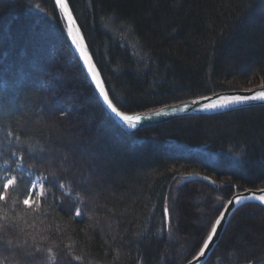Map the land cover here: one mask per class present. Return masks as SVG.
Wrapping results in <instances>:
<instances>
[{
  "label": "trees",
  "instance_id": "16d2710c",
  "mask_svg": "<svg viewBox=\"0 0 264 264\" xmlns=\"http://www.w3.org/2000/svg\"><path fill=\"white\" fill-rule=\"evenodd\" d=\"M67 2L122 112L264 84V0ZM21 173L0 202V264H185L235 191L264 188V104L128 131L54 0H0V185ZM36 176L45 194L28 207ZM261 258L264 206L248 201L203 264Z\"/></svg>",
  "mask_w": 264,
  "mask_h": 264
},
{
  "label": "water",
  "instance_id": "95a60500",
  "mask_svg": "<svg viewBox=\"0 0 264 264\" xmlns=\"http://www.w3.org/2000/svg\"><path fill=\"white\" fill-rule=\"evenodd\" d=\"M54 3L56 5L57 9L59 10L64 22H65L67 37H68V40L71 44V47H72L76 57L78 58L82 68L84 69L88 79L90 80L91 84L93 85L100 102L107 109V111L112 115V117L115 119V121L118 122L120 125H122L128 131H134V130L141 128V127L154 125L157 123H161V122H164V121H167V120H170L173 118H177V117H182V116L195 115V114H213V113L224 112V111L237 109V108H243V107H248V106L263 105L264 104V101L251 100V101H247V102L242 103V104H230L225 108H217V109L205 108L204 105L211 103L212 101H218L219 98L222 96H226V95H244V96H247V95H252L257 91H264V85H260V86L253 87V88L220 91V92H215L212 94L200 96V97H208L209 98L208 100H200L199 99L200 97H196V98L181 101L178 103L169 104V105H166V106H163V107L151 110V111H144V112L130 113V114L126 113L128 115L139 114L141 117H143V119L140 121V123L137 125V127L131 128V127L127 126L124 122H122L120 120V118L117 117L115 115V113H113L111 111V109L108 107L107 102L104 100L103 95L100 91V87H98V82H99V85L103 86L104 91L107 92L103 78H102L101 73H100L99 69L97 68V66L93 60V57H92L90 50L87 46V43L85 41V38H84L75 18H74L73 14L70 10L69 5H68L69 11L71 12L73 20L75 21V26H74L72 34H69V32H68V29L71 26V22L67 19L65 12L60 8L59 4L56 3V0H54ZM66 3H67V0H66ZM81 39L83 41V50H84V52L87 53V59L89 61L87 63L85 62V60H86L85 56L82 54L81 49L79 47H77V44L75 42V40H81ZM94 77H96V78H94ZM248 90H251V91H248ZM193 100H199V103L198 104H192L191 102ZM185 105H187L186 110H180V109L184 108ZM157 113H159V114H157ZM184 178L185 179H201V180H205L208 182H213V180L210 177H208L204 174H201V173H190V174H187ZM261 189H264V188H258V189H256V188H242V189L234 192L231 195V197L227 200V202L223 206L222 210L220 211L219 215L217 216V218H218V217H220L221 213L224 214L223 219H222V223L220 226H218L217 233L213 237V240L211 242H209V247L205 250V254L201 256L200 250H199L197 252V254L194 256V257H196V259H194V257H193L191 260H189L185 264H203L205 262V260L208 258V256L210 255V253L212 252L215 245L217 244L222 232L224 231V229L227 225L228 220L230 219V217L232 216L234 211L240 205H242L245 202H248V201L259 202L255 198H251V197H253V195H255L256 197L260 196V195H264V192L260 191ZM237 196L243 197L244 199L240 203L234 202L233 204H228V201H230V200L234 201L235 197H237ZM214 223H215V221H214ZM202 247H203V245H202Z\"/></svg>",
  "mask_w": 264,
  "mask_h": 264
},
{
  "label": "snow or ice",
  "instance_id": "6c2138e0",
  "mask_svg": "<svg viewBox=\"0 0 264 264\" xmlns=\"http://www.w3.org/2000/svg\"><path fill=\"white\" fill-rule=\"evenodd\" d=\"M56 3L59 4L60 8L65 12L67 19L71 22V26L68 29L69 34L73 33V29L75 26V21L73 20L72 14L69 11V7H68V3H66V0H56ZM75 39V38H74ZM77 47H79L81 49L82 54L85 56L86 60L85 62H89L87 59V53L84 52L83 50V41L81 40H75ZM96 78V77H94ZM98 87H100V91L103 95L104 100L107 102L108 107L111 109V111L113 113H115V115L117 117L120 118V120L122 122H124L127 126L131 127V128H135L137 127V125L140 123V121L143 119V117H141L139 114H135V115H128L125 112L120 111L113 103L112 101L109 99L108 93L104 91L103 86L99 85L98 82ZM251 91V90H248ZM200 100H208V97H200ZM251 100H260V101H264V91H257L252 95H226V96H222L219 98L218 101H212L211 103H208L206 105H204L205 108L207 109H217V108H225L230 104H242L245 103L247 101H251ZM192 104H198L199 100H193L191 102ZM187 105H185L184 108L180 109V110H186ZM159 114V113H157ZM12 155H15V153H12ZM18 161L22 164L23 163V158L22 157H18ZM17 161H13V163H16ZM29 175L32 174V170H31V166H29ZM23 177V173H21V177H17V176H11V177H6L5 178V182L0 185V188H2V191H0V202H6L7 199V195L8 192L10 190V188L14 185L17 184L18 179ZM45 181H47V177L45 178ZM29 184L31 185L30 188L26 187V191H27V196L26 198L23 200V204L28 206V207H32L33 204H38V201H34L32 199H30V197L33 196L34 194V190H35V186H36V182L29 180ZM261 192H264V189L260 190ZM45 193H41V196H43ZM251 198H255L258 199L261 205H264V195H260L258 197H256L255 195H253V197ZM167 199V198H165ZM244 198L237 196L235 197V200L232 201H228V204H233L235 203H240ZM162 213H163V218L166 221L167 227H171V216L169 213V208L167 203H165L163 209H162ZM76 216H80V210L77 209L75 212ZM224 214L221 213L220 217H218L215 220V223H213L211 225V230L207 235V239L204 240L203 242V247L200 249V255H204L205 254V250L209 247V242H211L213 240V237L216 235L217 233V228L218 226L221 225L222 223V219H223ZM161 231H163V229H161ZM39 249L37 248V251ZM52 249L49 248L48 252L51 253ZM75 260H81L82 258L80 256H76L74 258ZM194 259H196V257H194ZM261 264H264V258H261Z\"/></svg>",
  "mask_w": 264,
  "mask_h": 264
},
{
  "label": "rangeland",
  "instance_id": "374dc122",
  "mask_svg": "<svg viewBox=\"0 0 264 264\" xmlns=\"http://www.w3.org/2000/svg\"><path fill=\"white\" fill-rule=\"evenodd\" d=\"M68 3V2H67ZM71 10V9H70ZM62 17V16H61ZM65 23V22H64ZM65 30H66V27H65ZM66 33H67V31H66ZM260 85H264V84H261V83H259ZM258 84V85H259ZM257 85V86H258ZM259 85V86H260ZM257 86H252V87H249V88H253V87H257ZM244 89V88H243ZM16 168L18 169V171H22L23 169H22V167L20 166V165H17L16 166ZM60 169H62L63 170V168H60ZM29 173V172H28ZM9 177H11V176H9ZM32 181H34V182H36V186H35V190H34V194H33V196L32 197H30V199H32V200H34V197L36 196V195H39V194H41L43 191H42V178L41 177H39V176H36V177H34L33 179H32ZM30 187H31V185H30ZM29 187V188H30ZM247 188H251V187H247ZM256 189H258V188H256ZM236 192V191H235ZM231 197V196H230ZM257 202V201H256ZM264 206V205H263ZM210 232V231H209ZM207 238V237H206ZM203 245V244H202ZM202 247V246H201Z\"/></svg>",
  "mask_w": 264,
  "mask_h": 264
},
{
  "label": "bare ground",
  "instance_id": "6f19581e",
  "mask_svg": "<svg viewBox=\"0 0 264 264\" xmlns=\"http://www.w3.org/2000/svg\"><path fill=\"white\" fill-rule=\"evenodd\" d=\"M127 130V129H126ZM258 197V196H257ZM256 200H258V199H256ZM259 201V200H258Z\"/></svg>",
  "mask_w": 264,
  "mask_h": 264
}]
</instances>
